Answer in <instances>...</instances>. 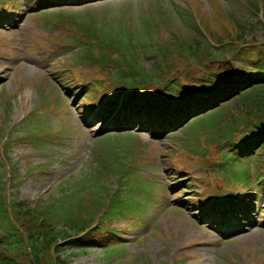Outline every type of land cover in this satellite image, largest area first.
Instances as JSON below:
<instances>
[{"label": "rangeland", "instance_id": "obj_1", "mask_svg": "<svg viewBox=\"0 0 264 264\" xmlns=\"http://www.w3.org/2000/svg\"><path fill=\"white\" fill-rule=\"evenodd\" d=\"M185 1L89 0L87 3H68L61 6L63 9L55 8L53 10L62 9L59 11L66 12L70 22L78 20L77 22L81 23L80 20L87 19L92 15L100 21L101 25L104 22L120 25L125 21L133 26H140L143 24V20L145 23L148 20L159 19L161 7L175 8L176 5ZM200 2L202 3L201 13L207 18L210 16L209 21L213 27L220 30L221 33L227 32L226 35L231 33L233 23L223 14L230 7L231 0H219L224 7L212 5L208 0H200ZM192 3L196 7L201 6L196 0H192ZM29 10L31 8L26 7L25 15L20 16L19 20L3 21L5 27L0 26V48L4 51L2 52L4 57L0 58V121L5 118L11 108L10 115L5 121L10 127H17V133L20 135L24 133V126L28 124L26 117L35 113L34 119L40 121L39 124H36V127H39L37 131L44 132L41 134L47 140L49 148L39 147L27 140H22L21 143L11 147V152L8 155L3 151L5 140H1L0 162L2 161L4 167L0 164V172H5L6 176L0 180V183L5 181L7 188L5 193L9 198L34 202L37 199L46 200L54 197L57 190L63 187L66 181L81 180L95 164L92 154L96 142H101L100 147L108 153L104 157L110 156L112 165L118 160V156L128 155L130 144L136 139L130 135L135 133L128 131L124 135L115 136L116 139H112L113 135L100 137L103 135L102 132L111 133L115 130L108 128L102 131L99 118L102 113H105L103 108L107 99H112L115 96L112 89L97 90L99 98L103 99L101 103H92L94 107L91 110V106L86 107V101L83 100L84 95L75 98L81 91V86L73 85L81 83L78 76L68 74L62 79L63 84H69L71 81L72 85L67 86L70 89L61 84L58 77H55L64 70L62 62L56 60L58 51L65 53L66 48H52V45L56 40L62 43L61 41L69 39L72 33H76L72 26L75 24H70L64 19L50 30V33L46 32L53 38L48 40L46 36L41 43L35 44L32 40L44 33L42 28H39L33 12ZM11 17L17 19V14L12 12ZM65 22L69 25H66ZM20 31H23L24 38H28L25 40L26 44L22 43L25 41L17 39V34ZM257 36L263 40L262 31H258ZM48 47H51V50ZM68 52L70 53L72 50L70 49ZM146 62L150 64L149 61ZM64 75L65 72H63ZM89 77L85 78L86 83L89 82ZM86 92L90 93L91 89ZM9 104L12 106L9 107ZM237 104L232 109L237 107ZM46 108L48 109L45 110ZM86 108L90 110L87 112ZM49 110L52 114L48 116V122L53 126V129H48V126H45L43 113ZM70 113H72L71 123L75 128V132L70 131V133H76L74 137H71L70 134L65 135L70 119L64 114L69 115ZM137 134L140 138L139 144L143 145L142 152L136 156V164L141 167L138 172L143 175L159 173L163 179L164 195L172 202L174 201L171 204L176 205V198L185 193L183 188L191 185L187 181L195 179L194 175L199 174L198 171H200L192 165V160L186 157L185 151L180 145L186 137L177 141L169 135L167 139L156 140L151 138L148 133ZM64 137H66V141L63 143ZM199 139L200 136L191 135L186 138V142L199 141ZM48 141L56 142L50 144ZM58 143L61 145H56ZM45 149H49L50 152ZM212 152L215 153V156L219 155L215 148L212 149ZM180 163L183 165L180 166ZM29 167L34 169L31 174L28 173ZM174 172H180L179 177L185 178L186 181H182L184 185L173 184ZM11 175L13 182L16 183L15 187L8 185ZM81 184L85 186L84 182ZM244 192L242 190V194ZM190 195L192 192L189 191L180 200L186 199ZM259 197L257 194L256 200L253 202V205L257 207L264 205V198L259 199ZM156 198L158 203L159 193ZM239 199L240 193L237 201ZM173 212L176 214L178 210L174 208ZM190 213L192 210L176 216H169L168 210L164 212L159 208H152L147 219L158 218L159 220L156 222L163 224L161 230L153 232V229L149 232V229H141L139 225H135L131 229L128 227V222H123L120 225L122 227L119 228L122 232L121 237L112 242L115 243L120 239L126 240L124 248L121 249L123 254L114 258L107 257L106 248L98 246L91 247V250L86 254L78 255L72 248L66 252L67 264H166L167 259L172 257L186 258V264H226L228 259L227 264H264V224L254 220V218H262L260 210L256 208L255 217L250 220L241 219V226L226 228V233H218L203 224H200L202 227L196 225L193 223Z\"/></svg>", "mask_w": 264, "mask_h": 264}, {"label": "trees", "instance_id": "obj_2", "mask_svg": "<svg viewBox=\"0 0 264 264\" xmlns=\"http://www.w3.org/2000/svg\"><path fill=\"white\" fill-rule=\"evenodd\" d=\"M260 3L264 4L263 0ZM260 3L255 0L254 7L257 12L260 10ZM247 21L248 19L244 20V24L235 22V31L241 39L236 41H246L245 38L251 30V25ZM204 35L203 31H196L193 35L185 36L184 39L177 35V38H180L178 43H174L173 40L168 42L167 46L163 45L157 60L158 66H162V62H167L169 57L179 51L181 47L191 50L193 56L196 57L197 53L200 54L203 51L206 44ZM209 48V45H206L205 51L210 52ZM119 51L124 52V49H119ZM258 52L260 53L257 57L258 61H264V48ZM111 59L113 62L119 61V57H112ZM251 65L255 66V63ZM139 70L144 73L143 68ZM144 75L149 78L147 73ZM150 80L151 78L148 79V81ZM233 103H238L234 109H232ZM258 126H264V84H257L250 88L231 104L224 106L218 113L196 121L190 127L189 132L195 137L207 136L208 140L221 142L233 139L238 132L244 131L241 127L252 129ZM200 146L201 143L196 142L194 151L197 150L202 153L203 150ZM262 148L260 164H264V145ZM97 194L98 191L93 193L96 201L92 202L90 199H86L79 206V211H76L72 205L74 200H78L80 197L79 194H74L64 200L55 199L50 204L43 203V205H38L35 208L24 206L23 203L14 204L13 215L20 221L24 232L11 225L12 240L0 237V264H66L63 255H58V253L64 251L63 246L68 243L73 233H70L69 229L62 225V221L65 218L68 219L73 225L74 233L80 235L84 229L93 223L94 216L98 211L103 209L102 192L99 191V195ZM117 199H113L114 204ZM7 208L6 200L0 198V216L4 217L3 214H7Z\"/></svg>", "mask_w": 264, "mask_h": 264}]
</instances>
